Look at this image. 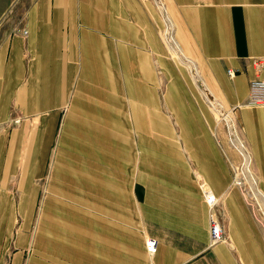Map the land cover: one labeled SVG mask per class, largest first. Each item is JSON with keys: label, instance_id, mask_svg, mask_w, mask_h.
<instances>
[{"label": "crops", "instance_id": "0c3cea01", "mask_svg": "<svg viewBox=\"0 0 264 264\" xmlns=\"http://www.w3.org/2000/svg\"><path fill=\"white\" fill-rule=\"evenodd\" d=\"M22 25L0 43V264H264L225 148L230 127L264 197V0H31Z\"/></svg>", "mask_w": 264, "mask_h": 264}, {"label": "rangeland", "instance_id": "374dc122", "mask_svg": "<svg viewBox=\"0 0 264 264\" xmlns=\"http://www.w3.org/2000/svg\"><path fill=\"white\" fill-rule=\"evenodd\" d=\"M30 1L31 0H0V43L2 42L3 39H5L6 36L13 33L17 29L22 28L24 13H25L26 8H27ZM166 40H167V31H166ZM167 42H168V40H167ZM216 108H217L218 118L220 119V121H222L219 108L218 107H216ZM222 122L225 123L224 121H222ZM227 130H228V128H227ZM237 132H238V130H237ZM228 134H229V131H228ZM229 140L231 143L230 135H229ZM230 143L225 142V144H226L225 148L227 151L230 150L228 157L231 161L232 166L234 167L235 176L237 175V179L243 183L242 185H243V189H244L245 199H246L247 203L249 204L251 210L253 211V213H254L257 221H258V224L261 227L263 235H264V213H263V210H262L261 206L258 204L257 198L254 196V191L251 190L250 184L247 183V177L245 176L246 171L244 169L245 165L243 166V157L236 150L239 153L240 157H242L241 158L242 162H241V160H239L240 163L237 164V163H234V161H232V159H231L232 158L231 152H233L234 150L232 149L233 146L231 147L232 144L230 145ZM249 174H250L251 179H253L256 183V190H259V186H258V183L255 179L253 168L251 169V167L249 168Z\"/></svg>", "mask_w": 264, "mask_h": 264}, {"label": "built area", "instance_id": "2783aa9c", "mask_svg": "<svg viewBox=\"0 0 264 264\" xmlns=\"http://www.w3.org/2000/svg\"><path fill=\"white\" fill-rule=\"evenodd\" d=\"M229 73L232 75L231 71H229ZM249 104L253 107H264V77L257 78L250 82ZM235 184L243 188V183L237 178H235ZM202 189L204 200L207 203L211 213L210 241L211 246H214L225 241L224 229L217 214L219 199L204 183H202ZM156 244L157 242L155 240L151 239L147 241V247L151 254H154L156 251Z\"/></svg>", "mask_w": 264, "mask_h": 264}, {"label": "bare ground", "instance_id": "6f19581e", "mask_svg": "<svg viewBox=\"0 0 264 264\" xmlns=\"http://www.w3.org/2000/svg\"><path fill=\"white\" fill-rule=\"evenodd\" d=\"M159 2V1H158ZM159 4H160V2H159ZM164 10V9H163ZM167 21V26H168V30H167V40H168V43H169V45H171V47H172V49L173 50H177V48H176V44H175V41H174V39H173V36H172V34H171V23H170V21L169 20H166ZM225 114H227L226 116H232L230 113H226L225 112ZM221 117H222V119H223V113L221 114ZM232 118H233V116H232ZM223 121H224V119H223ZM233 121H234V123H235V120H234V118H233ZM225 122V121H224ZM226 123V122H225ZM227 125H229L228 123H226ZM236 124V123H235ZM235 127H236V125H235ZM228 128V131H229V135H230V139L232 140V138L234 137V134L232 133V131L230 130V127H227ZM236 130H237V127H236ZM242 158V157H241ZM249 168H250V165H249V163H247L246 165H245V171H246V174H245V176L247 177V183H249L250 184V187H251V190H253L254 191V196L257 198V202H258V204L261 206V208H262V210H263V213H264V197H263V195L259 192V190H256V183H255V181L253 180V179H251V177H250V174H249ZM236 178H237V175H236ZM245 180V179H244ZM246 182V181H245Z\"/></svg>", "mask_w": 264, "mask_h": 264}]
</instances>
